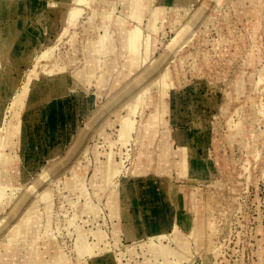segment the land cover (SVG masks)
<instances>
[{
    "label": "rangeland",
    "instance_id": "374dc122",
    "mask_svg": "<svg viewBox=\"0 0 264 264\" xmlns=\"http://www.w3.org/2000/svg\"><path fill=\"white\" fill-rule=\"evenodd\" d=\"M86 1L0 0V70L8 84L0 107L6 122L13 96L31 81L18 109L21 131L12 146L0 148L11 155L3 171L7 184L0 202V234L10 220L25 214L32 200L35 244L46 252L43 259L56 249L70 264H264V8L254 25L249 14L255 6L249 0H169L148 25L146 13L129 19L123 0ZM76 8L78 15L64 16ZM118 23L125 29L139 24L150 38L147 60H142L144 67L150 66L146 103L129 115L119 106L121 90L125 92L120 82L129 72ZM181 29L189 39L181 37ZM104 34L99 46L104 49L110 41L114 52L96 54L89 81L75 86L86 65L84 45ZM22 35L29 39L12 63L5 52ZM254 53L257 60L247 62ZM160 67L167 69L172 85L162 103L152 86ZM58 81L65 91L61 98L55 95ZM159 109L163 122L149 144L140 136L148 119L161 115ZM122 116L132 123L126 140L119 136ZM180 140L200 171L198 179H187L160 161L162 142L175 153ZM110 161L120 168L111 189L96 178ZM162 165L164 174L159 173ZM129 184L135 185L134 196L127 193ZM186 192H192L197 211L177 205ZM113 204L128 218L112 215ZM188 213L202 224L199 240L183 236L190 258L155 256L149 243L174 248L182 236L178 221ZM128 225L134 239L125 234ZM152 232L170 237L157 239ZM79 235L93 247L82 255ZM0 242H6L3 235Z\"/></svg>",
    "mask_w": 264,
    "mask_h": 264
},
{
    "label": "bare ground",
    "instance_id": "6f19581e",
    "mask_svg": "<svg viewBox=\"0 0 264 264\" xmlns=\"http://www.w3.org/2000/svg\"><path fill=\"white\" fill-rule=\"evenodd\" d=\"M77 1H78V3H81V2L84 3L83 0H77ZM157 1H158V3L156 2L157 4H154L153 2H155V1H152V3H150V0H123V8L125 10H128V12H127L128 15H126V16H128V18L131 20H139L138 18L141 16V14H145V13L147 15L149 14L150 21H149L148 25H152L151 23L154 21L156 16L157 15L159 16L161 13L162 4L163 3L166 4L169 0H157ZM249 1H250V3H252L255 6V9L251 14H249L248 12H247V14L252 16L253 24L256 25L258 23L259 15H260L259 9L264 8V0H249ZM31 2H34V0H31ZM239 2L242 4V1H239ZM3 5H4L3 7H7L6 3H4ZM85 5H87V3ZM149 5H153V6L151 8H149L147 12L141 11V8H148ZM159 5H161V6H159ZM75 6L79 7L78 5H75ZM75 6L73 4L72 7H75ZM85 8H86V6H85ZM64 11H66V10H64ZM182 11H184V10H182ZM78 14H79V9L76 8V9H73L69 13L65 12L64 16L67 18L68 17L73 18L74 16H76ZM111 14H113V13H111ZM173 14H175V13H173ZM88 15H90V14H88ZM101 17H103L104 19L107 18L109 20V15H107L105 13H102ZM67 18H62V21H63V19H65V22H66ZM28 27H29L28 28L29 31L33 32L32 25H30ZM156 29L157 28H155L153 30L156 31ZM117 30H118L119 36H120L119 40H120L121 53L125 54V56L127 57V62L125 64V67H126L127 71L129 72L128 74L123 76V80H122V82H120L121 83L120 87L123 88L125 90V92L123 93V90H121L120 98H119V106L126 111L127 115H129L131 112L135 111V109L138 107V105L141 102L146 103L145 102V100H146L145 94H146V90L148 88V73L150 71V68H149L150 66L144 67V65H142V60H147V56H148L147 51L149 50V49H147L148 48L147 46H148V42L150 44V38L147 39L142 34L143 29H142V26H140L139 24L134 26L131 29H125L123 27L122 23L121 24L118 23L117 24ZM107 31H108L107 27H104V32L107 33ZM180 32H181L180 33L181 37L184 36L186 39L188 37L190 38V35H188V31H186L185 29L184 30L181 29ZM105 36H106L105 34L100 36L99 40H97V41L88 40L87 44L84 45V56H85V60H86V65L84 66V68L81 71H79L77 73V76H76L77 82L75 83V86L79 87V83L80 84L82 83L84 85L85 83H87L89 81V78L95 69L96 60L94 58H95L96 54H104L107 52H114V46L112 45V42H110V41L107 44H105L104 49H102L100 47L104 43L103 39ZM27 37L28 36H26L24 38V35L17 36L10 44H9V42H7V45L9 44L8 45L9 47L5 52V56L7 57V59L10 62L13 63L18 58V56H17L18 53L23 51V44H24V42L28 41V39H29ZM151 38H152V36H151ZM99 44H100V46H99ZM0 48L2 49L1 46H0ZM141 48H145L144 53L141 51ZM247 54H249V53H247ZM255 59H256V57H255V53H254V55L248 56L247 62L252 63ZM166 64H168V63H166ZM253 64H255V63H253ZM244 65L246 66L247 64H244ZM2 74H3V71L0 70V104L3 101L2 91L6 89V86L8 88V84L6 83V81L5 80L2 81L3 80V78L1 77ZM1 81H2V83H1ZM28 82L29 83L31 82L30 79L28 80ZM28 82L25 83V85L22 87L20 92L16 93L13 96L12 104L10 107V117H9L8 122H6L5 119L3 118V112H2L3 108L0 107V148L12 146L13 145L12 139L14 137H16V135L19 134V132L21 131L20 126L18 125V109L23 104L25 90L27 88ZM152 86L159 91V93H160V99L159 100L162 103L161 97H164L167 93H169L171 86H172L167 81V69L165 67H160L159 69L156 68V71L154 74V80L152 82ZM54 89H55V95L56 96H59L61 98L65 95L64 86H63L62 82L58 81V83L56 84ZM126 94H128V95H126ZM139 110H140V107H139ZM159 111H160V109H159ZM160 113H161V115L160 114L157 115V113H156V114L152 115L150 117V119H148V122H147L146 128H145L146 131L142 136H140V138H144V137L148 138L149 144L154 140L155 132L157 131V129L159 127V123L163 122L162 112L160 111ZM126 118H127V116H122L120 118L122 128L120 130L121 132H120L119 136L123 140L127 139L129 132H130V129L132 127L131 121H129V119H126ZM262 137H263V134H262ZM126 142L129 143V140ZM183 142L184 141L180 140V145L178 147V150H176L175 153L173 151H171V149L164 142H162V144H161L162 153L160 155V161L164 164H167L166 169H169V168L175 169L181 175L188 176L187 179H190V180H195V178L198 179V178H200V171H198V169H196L192 165V162H189L188 155L184 152L185 148L183 149V147H184ZM189 157H190V155H189ZM10 158H11V155H9V154L5 155V154H2L0 152V202H2V199L4 197L3 193L5 190L6 184H7V181H6L7 175L4 174L3 171L5 169V166L11 161ZM126 161H128V160L126 159ZM121 169H124V167ZM166 169L162 165L159 168V173L160 174L166 173ZM119 172H120V168L118 169V167L110 161L98 170V173L96 174V178L99 179V182L101 183L102 186H108L109 187L111 184L115 185V184H113V182H114L113 178L115 175H118ZM139 173H144L143 168H140ZM117 185H118V183H117ZM189 185H190L189 188H191V184H189ZM168 188H169V186H168ZM135 189L136 188H135L134 184L126 185V190H127L128 194H133V196H134V194L136 193ZM165 190H166V186H162L161 191L165 192ZM182 191H183V189H182ZM150 196H152L151 198L155 197L153 193ZM159 196L160 195H158V197ZM115 197H116V194L111 193L112 200H115ZM95 198H96V196H95ZM107 200H108V198H107ZM194 203L195 202H194L193 197H192V192H190V193L186 192V194L183 195V197L177 201L178 206H180L181 208L184 207V209L190 210L191 212H192V209H194V207H193ZM32 205H33V201L31 200L29 205H27V206L25 205V210H26L25 214L22 217L19 216V218H17V219L10 220L8 228L3 233L0 234L1 236L3 235L6 238V242H4V243L0 242V264H13V263L14 264H70V262H68V260L65 258V255L61 251H58L56 249H55V253L53 256H51V254H50L49 258L47 257L48 259L44 258L45 259L44 260L42 258V255L45 254L46 252L44 251L45 253H43L42 251H40L39 249L36 248L35 241L37 240L36 239L37 232L33 229L35 217L32 214ZM194 211H197L196 208L194 209ZM110 212L112 213V215L116 216L117 214L120 215L122 213V209L120 208L119 205L113 204L110 207ZM121 216L125 217L124 212H123V214H121ZM126 217L128 218V216H126ZM202 218H204V217H202ZM151 219H152V223H156L157 219H155V218H151ZM197 219H199V217L197 215H194V213H188L187 215L182 216V218L178 221V223L182 226V233H181L182 236L181 235L179 236L178 234H176V236L177 235L178 236H177V241H176L175 247L172 249H169V248L166 249L161 244H154L153 245V244L149 243L148 246L151 249V251L153 252V254L155 256H157L158 258L161 257L164 260L167 258L168 255H173V256L177 257L178 259L190 258V257H188L189 256L188 246H186V242H184L183 236H187V237L189 236L190 237V234H191V240H194L193 238H195V240H199V236L201 235L200 229L202 227V224L200 222H198ZM204 220H202V221H204ZM174 229H175V226H174ZM124 231H125V234L128 238L133 237V234H134L133 226L128 225V228L125 229ZM152 233H153V236L155 235L157 239L163 240L164 238L170 237L169 233H168L169 235H165L161 232H152ZM78 238H79L78 251L80 252V255H82L83 253H85L87 251H91L93 249V247L90 244L83 241V239L80 235L78 236ZM101 238H102L101 234L97 233L98 241H100ZM131 239H134V238H131ZM38 242H40V241H38ZM194 243H196V242H194ZM45 245L47 247L51 248L50 243L45 244ZM198 250H200V249H198ZM102 254H104V253H102Z\"/></svg>",
    "mask_w": 264,
    "mask_h": 264
}]
</instances>
